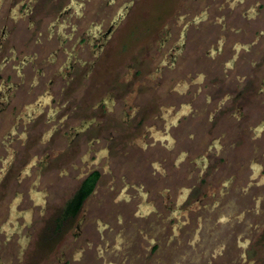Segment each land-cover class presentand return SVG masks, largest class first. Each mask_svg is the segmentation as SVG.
Returning a JSON list of instances; mask_svg holds the SVG:
<instances>
[{
  "label": "flooded vegetation",
  "instance_id": "flooded-vegetation-1",
  "mask_svg": "<svg viewBox=\"0 0 264 264\" xmlns=\"http://www.w3.org/2000/svg\"><path fill=\"white\" fill-rule=\"evenodd\" d=\"M87 1L93 0H0V11L8 2L7 10L1 16L3 24L0 26L1 120H5L2 113L9 109L17 110V105H12L15 90H20L25 96L35 97L31 103H22L20 111L15 114L14 122L10 120L8 131L0 139V202L6 200L7 192H13L12 198L3 207L5 218L1 221L0 231L14 224L16 229H10L9 234L5 235L6 241L9 243L17 236V243L21 248L17 255H14L12 249L5 250V255L12 253L10 261L0 264L25 263L27 238L20 234L24 224H20L19 219L28 217L27 214L33 213L40 204L39 213L44 215L47 211L49 193L37 190L32 185L28 187L27 182L31 176L30 167L37 166V157L42 154L38 166L44 170L48 164L46 157L49 153L45 150L40 152L39 149L34 154L31 153L33 145L28 142L31 135L28 127L54 102L57 106L63 104V107H67L71 102L67 95L70 83L76 81L71 76L74 64L68 61L67 74L65 78L61 77L63 84L59 89L53 88L62 72L51 70L58 53L52 43L53 50L48 57L49 46L44 43L55 41L60 51L63 49L71 58L73 51L67 45L73 39V30L77 29V23L73 24V17H79L83 11L81 8H85ZM98 2V7L102 10L92 12L90 26L84 31V39L83 36L78 38L89 43L91 66L134 1L106 0L107 4H104V0ZM171 2L172 5L177 2V5L170 12L167 11L165 16L162 10L159 12L160 17L157 16L160 19L169 18L152 45L153 51L147 57H141L139 63L135 61L132 64L133 69L122 74L123 81L127 80L123 85L119 84L118 94L114 93L113 96L108 93L90 106L91 116L84 118L81 126L73 127V139L76 140L81 133L89 134L88 152L95 153L94 163L100 160L99 156L109 155L113 146L117 145V151L121 153L125 145H136V140L144 141L141 144L142 150L153 148V152L150 158L148 153L138 158L148 162L147 167L151 174L156 175L155 169L160 170L161 177L172 179V185L189 181V184L179 188L182 189L179 190L181 203L189 202L191 205L187 209H194L198 203L197 208L202 209L203 215L207 214L210 219L215 217L219 223L223 221L222 216L231 214L234 203L241 204L242 209L251 212L248 205H253L256 197L264 192V0ZM104 18L109 20L106 27L103 25ZM45 19L50 21L45 23ZM99 19H102V23L97 21ZM20 21H24L26 28L27 23L28 28H37L40 36L37 41L40 42L38 45L44 46L43 53L34 52L29 55L24 52L23 44L20 46L18 43L21 34L18 35L17 31L24 32V25H18ZM44 33L47 34V42L41 39ZM147 53L149 52L145 54ZM21 54L24 55L20 57ZM16 61L20 83H14L12 73L8 71L15 69ZM29 64L31 68L28 67ZM49 72L50 75H45ZM89 76V73L86 74L87 78ZM49 109L55 110L53 107ZM127 122L131 125L128 131L125 127ZM138 131L141 133H138L136 140L127 141V133ZM254 141L257 143H253ZM101 143L105 148L98 149L97 146ZM248 149L252 152L248 153ZM244 150L243 156L238 157L237 153ZM130 153L127 151L125 155ZM160 165L165 168H160ZM77 166L76 163L75 167ZM83 170L82 167L81 171ZM92 176H96L92 190L76 214L66 217L67 202L75 196L85 180ZM238 177L241 178L239 184L236 182ZM76 180L78 182L72 194L53 218L54 236L60 234L65 224L75 221L82 211L87 212L88 209L84 208L93 197L101 193L96 202L98 209L104 206L108 197L109 193L100 190L102 172L97 167L80 173ZM28 188L31 196L26 195ZM123 192L124 190L121 193ZM212 196V204L203 201L204 205L200 206V200ZM24 203L25 207H21ZM143 204L145 202L140 203L135 211L126 212L121 209L128 219L123 217L121 220L120 217L119 223L126 220L147 226L146 220L151 213L143 208ZM253 215L258 216L259 211L255 210ZM99 220L95 237L103 238L102 248L99 245L96 248V254L100 258L107 254L114 259L121 258L122 264H126L128 254L131 253L128 252L129 247L137 245L142 249V241L147 237L143 232L147 231L146 228L139 230L140 236L136 235V244H130L128 241L124 242L121 232L111 239L105 238L104 231L109 223L102 227ZM200 222L201 226L205 224ZM30 225L35 226V222L28 217L25 227ZM131 226L135 228V225ZM126 237L130 239L135 236ZM3 238L0 237V240ZM46 238L42 240L49 241L50 237ZM149 243L145 258H149L153 252L159 254L161 245L154 239H150ZM92 245L91 242L88 243V247ZM77 248L79 249L74 257L88 259L93 256L89 253L93 247L89 252L83 246ZM34 258L40 256L35 255ZM70 262H73V258ZM102 264H109L106 257ZM110 264H114V261Z\"/></svg>",
  "mask_w": 264,
  "mask_h": 264
},
{
  "label": "rangeland",
  "instance_id": "rangeland-1",
  "mask_svg": "<svg viewBox=\"0 0 264 264\" xmlns=\"http://www.w3.org/2000/svg\"><path fill=\"white\" fill-rule=\"evenodd\" d=\"M98 1L101 0L87 1L85 8H81L83 11L80 12L79 17L76 15L73 17V24L77 23V29L73 30V39L67 45L73 51L71 58L65 51H62L63 49L60 51L55 41L48 43L46 41L47 34L44 33L45 35L41 37L42 41L47 42L44 44L49 46L48 57L51 56L49 53L53 50L52 43L58 53V58L51 65V70L62 72V75L59 74L58 83L53 88L59 89V86L63 84L64 80L62 81L61 77L65 78L67 74L68 61L74 64V66L72 65L71 76L76 82L70 83L67 95L71 102L67 107H63V104L57 106L54 102L52 106H47L44 114L37 117L33 124L28 127L31 132L28 142L33 145L31 153L34 154L35 151H38L37 149L41 150L40 152L45 150L49 153V156L46 157L48 164L44 170L38 166L42 154L37 157V166L30 167L31 176L27 182L28 187L32 185L37 190L46 191L49 193V197L47 198V211L44 215L39 213L40 203L33 213L27 214L29 219L35 222V226L25 227L28 217L19 219V223L24 224V229L20 234L27 238V258L24 260V264H102L105 257L109 264L112 261L114 264H122L119 257L114 259L105 254V257L100 258L96 254L97 246L102 248L103 243V238L95 237V229L99 226L97 223L99 219L102 227L109 223V227L104 231L105 238L111 239L112 236L121 232V238L130 244H136V235L139 234L140 236V229H147V231H143L147 237L146 240L142 241V249L137 245L128 248V252H131L130 254L127 252L128 264H264V192L260 193L259 196L256 195L253 205L247 204L251 212L242 209L241 204L234 203L231 214L226 213V216L221 218L223 221L218 223L213 214L211 215L212 219L207 214L203 215L202 209L197 208L198 203L194 209H187L191 205L189 202L181 203L180 193L182 189L179 188L189 184V181H184L183 184L177 182V184L172 185V179L161 177L162 172L160 170L155 169L156 175L151 174L147 167L148 162L138 158L145 153H148L147 156L150 158V154L153 152V148H151L152 150H142L141 144L144 141L136 140L138 133H141L140 131L126 134L127 141L136 140V145H125L121 153L117 151V145L113 146L109 155L99 156L100 160L97 163L93 162L96 158L95 153L89 154L88 152L87 138L89 134L81 133L76 140L73 139V127L81 126L83 119L91 116L90 106L96 104L101 97H106L108 93L113 96H115L114 93L118 94L119 84L122 83L123 85V82L126 83L127 80L123 81L122 74L133 69L132 64L135 61L139 63L141 57L143 59L153 51L152 45L155 44L161 33V27L169 18H158L160 10L165 16L167 11L170 12L172 7L177 5V2L172 5L171 1L173 0H129L134 2L126 13L127 15L120 21L118 28L94 61V65L91 66L89 63L92 55L89 50V43L87 41L82 42L78 38L83 36L84 39V31L90 26L92 14L98 9L102 10L98 7L100 3ZM104 4H107L106 0H104ZM7 7L8 2L0 11V26L3 24L2 13H5ZM106 8L103 7V9ZM47 19H45V23L50 21ZM101 20L97 21L101 22ZM108 22L109 20L104 18V27L108 25ZM18 25L20 27L24 25L22 27L23 33L22 30L17 31L19 32L18 35L21 34L18 43L20 46L23 44L24 52L29 55L34 54V52L43 53L44 46L38 45L40 42L37 41L40 39L37 28H28V23L26 28L24 21H20ZM146 52L149 53L145 54ZM23 55L21 54L20 57ZM17 65L18 61L15 62L14 70H8L12 73L14 83L21 82ZM28 67L31 68V64ZM50 73H45V75H50ZM88 73L90 76L87 78L86 74ZM17 90H15L12 100V105H17V110L10 111L9 109V111L2 113L5 120L3 118L1 120L2 116L0 115V139L8 131L10 120L14 122L15 114L20 111L22 103L27 104L35 100V97L25 96L23 92ZM110 105L112 108V104ZM49 107H53L55 110H50ZM128 124L129 122L125 124L127 131L131 127ZM256 132L253 131V133ZM147 141L151 142L149 138ZM253 143H257V141ZM253 145H249V147H253ZM103 147L105 148L102 143L97 146L98 149ZM127 151L131 152L128 154L129 157L125 155ZM249 151L252 152L248 149L247 152L249 153ZM243 153L245 150L239 151L237 156L241 157ZM152 159L155 160V157ZM76 163L78 164L77 167H75ZM259 164L261 165V162ZM162 166L164 165H160V168ZM82 167L83 171H81ZM95 167L102 172L100 190L109 193L104 206L100 209L96 207L100 193L97 197H93L92 201L86 203L84 209H88L87 212L82 211L75 221L65 224L60 234L54 236L52 230L55 213L57 215L62 210V204L72 194L73 188L78 182L77 176ZM241 169L244 170V168ZM220 178L224 179V177ZM240 179V177L236 179L237 184L240 183ZM29 189L26 195L31 196ZM123 190L124 192L121 193ZM12 195V191L7 192L5 196L8 199L6 198L3 203L0 202V226L2 225L1 221L5 218L3 207L12 198ZM127 197L130 199L128 200ZM213 197L200 200V206L204 205V202L212 204ZM142 202L145 204L141 208H147V212L151 213L146 220L147 226L145 227L141 223L126 221L128 216L121 210L124 209L126 212L138 210L137 207ZM25 205L26 203L22 204L21 207H25ZM255 210L259 211L258 216L253 215ZM6 211L7 209L5 213ZM120 217L121 220L123 217L126 220L119 223ZM187 217L192 219L188 220ZM200 221L205 224L201 226ZM131 225H135V228ZM11 228L16 229L14 224H11L5 227L6 230L3 228L4 231H0V237H4L0 240V262L3 263L10 261L12 254L7 253L5 255V250L12 249L14 255H17L21 249L17 243L19 237L15 236L9 243L6 241L5 235L9 234ZM79 231L83 233L79 234ZM129 235L135 237L128 239L126 236ZM44 237H50L49 241H43ZM150 239H154L161 245L158 250L159 254L153 252L149 258H145ZM90 242L93 245L88 247ZM80 246L86 248L88 252L93 247L92 251L89 252L93 256L88 259L74 257V253L78 252L77 249H79L77 247ZM81 254L85 255L86 252H81ZM35 255H39L40 258H34ZM71 258H73V262H70Z\"/></svg>",
  "mask_w": 264,
  "mask_h": 264
},
{
  "label": "trees",
  "instance_id": "trees-1",
  "mask_svg": "<svg viewBox=\"0 0 264 264\" xmlns=\"http://www.w3.org/2000/svg\"><path fill=\"white\" fill-rule=\"evenodd\" d=\"M96 181V176H92L91 178H88L85 180V182L82 184L80 189L77 191L74 197H72L68 202H67V207L65 211V216L70 217L76 214L78 211L79 207L83 203L84 199L88 196L90 191L92 190L94 184Z\"/></svg>",
  "mask_w": 264,
  "mask_h": 264
}]
</instances>
